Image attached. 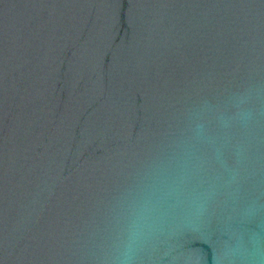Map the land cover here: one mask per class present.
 I'll return each mask as SVG.
<instances>
[{
	"label": "water",
	"instance_id": "water-1",
	"mask_svg": "<svg viewBox=\"0 0 264 264\" xmlns=\"http://www.w3.org/2000/svg\"><path fill=\"white\" fill-rule=\"evenodd\" d=\"M0 264H264V0H0Z\"/></svg>",
	"mask_w": 264,
	"mask_h": 264
}]
</instances>
